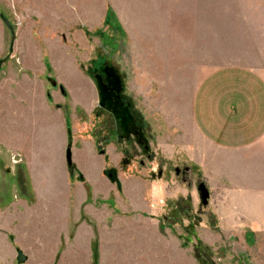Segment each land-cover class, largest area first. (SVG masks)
<instances>
[{"label": "crops", "instance_id": "crops-1", "mask_svg": "<svg viewBox=\"0 0 264 264\" xmlns=\"http://www.w3.org/2000/svg\"><path fill=\"white\" fill-rule=\"evenodd\" d=\"M47 1L40 4L45 9L40 15L49 16V21L70 23L77 32H129L140 49L133 50L134 62L141 56L144 62L167 64L171 116L167 119V156H182L196 169L210 191L218 224L234 235H246L247 264H264V0ZM58 47L46 45L51 60L56 59L53 49L57 52ZM15 49L28 65H40L46 59L41 45L33 40L21 44V39H15L10 54ZM29 68L36 74L24 73L18 87L11 89L13 119L7 138L0 137V146L23 153L35 200L31 204L28 198L16 196L13 185L12 198L0 204V264H18L20 247H15L8 231L19 217L24 235L29 233L31 215L36 217L37 209L40 218L54 226L45 232L55 236L53 254L62 244V235L75 224V235H95L96 230L102 235V264H148L151 259L156 264H195L177 237L160 233L158 219L128 217L114 213L107 204L87 201L84 184L70 178L65 115L61 108L48 106L43 95L36 99L33 85L42 79L39 68ZM93 99L81 103L84 111L94 110ZM20 127L21 141L15 139ZM78 132H72V159L95 198L109 195L112 182L105 173V156L94 141L84 137L82 149L78 148ZM48 133L52 134L49 138ZM171 191L172 197L186 194L183 186ZM84 203L96 228L79 222ZM127 235H135L131 242L142 246L130 255L134 260L127 257ZM138 235H155V242L137 241ZM78 248V244L70 245L69 252L73 255ZM25 254L22 264L29 259ZM66 261L62 257L57 264Z\"/></svg>", "mask_w": 264, "mask_h": 264}, {"label": "rangeland", "instance_id": "rangeland-1", "mask_svg": "<svg viewBox=\"0 0 264 264\" xmlns=\"http://www.w3.org/2000/svg\"><path fill=\"white\" fill-rule=\"evenodd\" d=\"M45 2L46 0H0V13L3 12L14 24L15 39H21V44L31 40L38 42L46 56L40 65H28L23 63L22 53L18 49L10 54L12 35L0 17V59H6L0 70V137L4 140L7 138L8 123L11 124L13 119L11 89L18 87L24 73L34 76V69L29 66H36L42 82L33 85L35 97L39 99L43 95L48 106L62 109L68 130V145L70 140L72 142V132L79 130L78 148L82 149L81 139L84 137L94 141L97 151L105 156V173L112 186L110 194L104 197L93 196L92 187L76 162L73 161V167L68 164L72 182L84 184L88 202L95 200L96 205L107 204L114 213L128 217L158 219L160 233L177 237L182 248L188 249L195 264H247L246 235H234L221 227L216 221L210 200L207 205L202 204L197 189L201 179L197 176L196 169L182 156H167V119L171 118L167 103V79L170 73L167 64L144 62L145 58L141 56L134 62L133 50L138 49L139 45L129 32L105 29L77 32L70 23L55 24L54 21H49V16L40 15V12L45 11L40 4ZM28 26L32 29H28ZM47 44L59 46L57 52L53 49L56 59L51 60ZM64 55L75 58L69 61L62 59ZM46 61L51 66L50 72ZM102 65L112 66L120 74L131 111L143 125L147 139L141 137L139 141L134 135L124 137L120 121L100 105L95 74L102 73ZM48 76L56 79V88L48 81ZM12 77L15 80L8 79ZM70 89L72 93H77L76 96H71ZM92 96L95 107L89 113L84 111L81 103L88 102ZM19 130L15 139L21 141L22 127ZM51 135L48 133V138ZM144 141L149 150L144 149ZM185 165L189 166L187 182L175 172L176 167L183 168ZM160 171L163 177H159ZM13 185L16 196H24L34 204L35 192L23 153L19 150L6 151L0 146V204L4 202L5 205L12 198ZM177 186H183L186 194H175L177 197H172L170 190ZM155 187L160 189L159 193L154 192ZM179 200H184L189 215L176 207ZM85 203L80 209L79 222H88L96 228L97 225L85 212ZM37 212H40L39 209ZM38 213L36 217L31 215V228L26 235L22 231L19 217L13 229L8 231V237L15 247L22 248L29 255L27 264H57L62 257L66 258L67 264H102V235L97 230L95 235H75L74 226L77 228V225L74 224L67 234L62 235V244L58 252L53 254L55 236L45 232L49 231L50 226H54L46 222L42 215L40 218ZM131 236L136 237L126 236V252L127 257L134 260L130 255L142 249V246H136L135 241L131 242ZM138 238L155 242L152 241L155 235H138ZM77 244L78 252L72 255L69 252L70 245L74 247ZM111 249L114 250L113 247ZM130 259L128 261L131 263ZM154 262L156 264V260L151 259L148 264Z\"/></svg>", "mask_w": 264, "mask_h": 264}, {"label": "water", "instance_id": "water-1", "mask_svg": "<svg viewBox=\"0 0 264 264\" xmlns=\"http://www.w3.org/2000/svg\"><path fill=\"white\" fill-rule=\"evenodd\" d=\"M0 17L5 23V25L9 28L12 40L10 45V50L13 51L14 49V41H15V27L12 21L3 13H0ZM5 59H0V70L2 69L3 63ZM48 71H51V66L47 62ZM102 73L95 74V80L97 82V87L99 90L100 95V105L102 107L107 108L108 110H112L115 114V117L120 119L122 132L124 137H129L131 133H134L139 136V141L141 140L142 129L136 125L133 115L130 112L129 106L124 105L122 100L121 94L123 91V83L118 71L109 65H102L101 66ZM105 75V78H104ZM48 81L51 82L53 87H56L57 81L52 76L48 77ZM50 99V94H48ZM71 140L67 147L66 157L67 162L71 166L73 163L72 159V148H71ZM189 170V166L184 168V171ZM177 171H180V167L177 168ZM197 189L199 191V195L203 205H207L210 199V191L207 188L204 182H199L197 184ZM27 260V255L24 253L22 249L17 250V261L18 264H22Z\"/></svg>", "mask_w": 264, "mask_h": 264}, {"label": "flooded vegetation", "instance_id": "flooded-vegetation-1", "mask_svg": "<svg viewBox=\"0 0 264 264\" xmlns=\"http://www.w3.org/2000/svg\"><path fill=\"white\" fill-rule=\"evenodd\" d=\"M97 73H99V72H97ZM104 78H105V75H104ZM121 97H122V100L124 101V105L129 106L130 112H131V114H132L133 117H134V120H135V122H136V125L139 126V127L142 129V135H143V137H144L145 139H147V138L144 136L143 125L139 122V119H137V116H136L135 114L132 113V111H131V104H130L129 100L127 99V97L125 96L124 91H122ZM107 110H108V109H107ZM108 111H110V112L115 116V114L113 113L112 110H108ZM117 120L120 121V119H118V118H117ZM120 123H121V122H120ZM120 130H121V133H122V135H123L121 124H120ZM131 135L136 136L137 139L139 138V136L136 135V134H134V133H131L130 136H131ZM130 136H129V137H130ZM129 137H128V138H129ZM142 144H143L144 149L149 150V146L146 144L145 141L142 142ZM185 167H186V165H185L183 168L180 167V171H179V172L177 171V168H178V167H176V168H175V172H176V174H177L178 176H181V177H182V179H183L184 182H187V181H188V171H189V170L184 171V168H185ZM159 175H160L159 177H163L162 171L159 172ZM176 207L179 208V210L182 209V210L186 213V215H189V211H188L187 205H186V203L184 202V200H179L178 203H177V205H176Z\"/></svg>", "mask_w": 264, "mask_h": 264}, {"label": "clouds", "instance_id": "clouds-1", "mask_svg": "<svg viewBox=\"0 0 264 264\" xmlns=\"http://www.w3.org/2000/svg\"><path fill=\"white\" fill-rule=\"evenodd\" d=\"M154 192L159 193L160 192V189L158 187H155L154 188Z\"/></svg>", "mask_w": 264, "mask_h": 264}, {"label": "trees", "instance_id": "trees-1", "mask_svg": "<svg viewBox=\"0 0 264 264\" xmlns=\"http://www.w3.org/2000/svg\"><path fill=\"white\" fill-rule=\"evenodd\" d=\"M72 167H73V165H72Z\"/></svg>", "mask_w": 264, "mask_h": 264}]
</instances>
